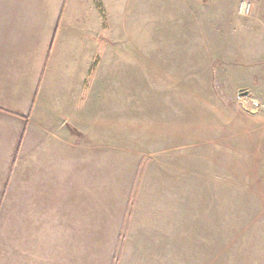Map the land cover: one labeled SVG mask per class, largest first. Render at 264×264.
Returning <instances> with one entry per match:
<instances>
[{"label": "rangeland", "instance_id": "1", "mask_svg": "<svg viewBox=\"0 0 264 264\" xmlns=\"http://www.w3.org/2000/svg\"><path fill=\"white\" fill-rule=\"evenodd\" d=\"M242 1L254 6L250 18L238 13ZM30 9L14 5L10 10H1L5 21L0 28V47L30 43L32 54L23 65L25 70L39 71L37 90L24 106L29 108L27 111L10 107L22 100L18 95L10 97L8 105L0 101L1 113L28 119L15 126L0 118V160L10 150L9 170L17 167L24 173L19 178L13 173L6 177V189L12 186L13 191L20 183L23 201L24 185L51 187L48 202L56 204V209L85 204L87 193L90 197L99 195L104 225L90 226L89 232L108 235L105 239L112 241L104 242L106 246L120 237L113 264H127L121 250L138 251L139 239L148 240V230L157 228L163 233L153 237L158 241L154 249L162 252L153 257L154 264H203L199 256L203 246H194L187 217L186 240L178 243V189L180 193L183 176L188 201L194 191L193 174L205 170L197 162L209 155V142L217 139L218 148L225 144L226 130H214L216 124L230 123L239 128L258 117L251 115L252 110L264 115V0H122L119 16L109 20L115 42L106 41L105 95L95 107L90 104L84 114L88 126L83 129L87 137L79 142L82 149L74 150L78 140L69 137L72 149L67 147L64 154L61 147L46 140L28 143L25 139L31 138L34 131V124L29 123L33 119L31 106L40 108L39 112L34 110L36 121L44 126L47 114L56 123L67 116L65 111L58 112L65 104L57 95V85L52 84L54 72H49V65L53 67V60L58 61L61 55L64 60L69 46L63 47L58 43L60 36L50 33L49 18L34 17L36 13ZM14 20L19 22L17 27L11 26ZM37 22L41 28L34 30ZM69 51L74 53L75 48ZM4 52L1 49L0 55ZM10 56L15 52L11 51ZM0 60L4 59L0 56ZM62 63L55 68L62 73L60 78L70 77L69 60L65 58ZM20 95L25 97L27 92ZM240 133L238 129L231 133L234 145L241 144L240 137L236 138ZM36 147L41 152L37 151L34 160ZM99 162H104V175L101 169V177L97 176L96 169L92 176L95 182L89 181L90 165ZM40 163L47 175L42 180L38 172L34 173V166ZM2 168L0 162V171ZM78 182L83 183L82 187L74 185ZM74 187L80 189V195L74 194ZM152 188L160 193V206L163 204L167 210L162 214L166 220L162 227L159 219L146 224L145 216L157 197L150 194ZM89 196L88 214L90 221H95L96 205L92 207L94 201ZM8 212L15 216V210L0 207V218L7 217ZM58 219L63 223L75 221L85 233L84 219ZM77 240H73V250L84 254L87 244Z\"/></svg>", "mask_w": 264, "mask_h": 264}, {"label": "crops", "instance_id": "2", "mask_svg": "<svg viewBox=\"0 0 264 264\" xmlns=\"http://www.w3.org/2000/svg\"><path fill=\"white\" fill-rule=\"evenodd\" d=\"M1 1L6 3L0 2V28L4 26L5 21L1 10L5 11V8L10 10L14 5L22 10L29 7L31 12L36 13L34 17L50 19V33L60 36L58 43L65 48L69 46V50L75 48L74 53L69 50L65 52V58L69 60L70 65V77L60 78L62 73L55 69L65 61V58L64 60L61 58L62 55L58 57L61 63L58 64L55 58L56 60H53L55 65L53 67L50 66L51 63L49 65V72L51 70L54 72L52 84L57 85V95L65 104V108L59 107L58 112L65 111L64 115L67 116L60 123H56L47 114L44 126L40 120L39 123L36 121L34 110L39 112L40 108L31 106L33 119L29 123L34 124V131L31 138L25 137L26 141L42 143L46 140L49 144L61 147L63 149L61 154H64L67 147L72 149V141L68 139L74 136V139L78 140L74 150L82 149L79 142L87 137L83 129H87L88 126V122L84 121V114L89 111L90 104L95 107L97 105L95 102L100 97L102 101L105 95L106 41L115 42L114 27L109 25V20L119 16L122 11V0ZM13 17L18 18L15 15ZM18 24L16 20L11 22V26L14 27ZM36 24L34 30H37L38 26L41 28L38 22ZM29 44L0 47V50H6V53L0 55L4 59L0 60L1 104L8 105L7 100L13 95H18L22 99L15 107L9 105L11 108L22 107L20 109L23 110L26 101L33 97L38 87V69L25 70L23 65L26 57L32 54L30 51L32 49L28 48ZM11 51L15 52V56H10ZM23 92H27L25 97L20 95ZM58 112L53 114L58 116ZM251 115L258 117L252 122L240 125L239 128L233 127L235 125L230 123L215 125L214 130H226L225 144H221V148H218L217 139L212 140L213 143L209 142V155L197 162L201 167L205 166V170L193 174L194 191L188 201L185 200L184 177L181 178L182 191L180 190L179 193L178 189L177 202L178 243L180 240L184 242L186 240V228L189 229L185 225L187 217L188 226L192 227L190 231L194 246L195 243L198 248L203 246V251L199 254L200 258L203 257V264H264V115H260L255 109L251 111ZM0 118L15 126L19 123L23 125L25 120L23 117H20L22 118L20 120L15 115L8 116L1 112ZM25 121L28 122V119ZM235 129L241 131L236 137L237 139L240 137L239 145L233 144L234 136H231V133ZM14 138L15 134L12 136L13 140ZM48 149L50 153L52 150ZM37 151L40 154V148L33 151L34 160ZM5 156V159L0 160L3 163L0 171V194H4L0 197L2 200L0 207L2 210H15L16 213L14 216L8 212L7 217L0 218V264H113L120 249V237L117 236L114 244L106 246L104 242L112 241L105 239L108 235L89 232L90 226L104 225L102 219L104 208L100 207L103 203L99 201V195L96 198L90 197L87 193L85 204L79 206L73 203L71 208L56 209V204L48 202L52 198L51 187L24 185V200L21 201L20 183H16L17 187L13 191L12 186L7 185L8 189H6L5 183L12 173L18 178L24 175L23 170L17 167L9 170L7 164L12 156L10 150L5 151ZM104 162L90 165L92 173L88 178L89 181L94 180L92 176L96 169L97 176L101 177V169L104 175ZM114 163H117L115 159ZM34 167V173L38 172L36 174H39L41 180L44 176L47 177L43 163ZM51 174H48V178ZM132 180L134 181V176ZM74 185L82 187L83 183L78 182ZM101 185L103 186V182ZM76 188L78 187H74V194L80 195V189L76 191ZM152 189L150 194H155L157 197L153 198V206L148 216H145L148 218L146 224L159 219L158 222L162 227L166 224L162 214L165 215L167 210L163 208V204L160 206V193L155 188ZM88 196L94 201L91 202L92 207L96 205L95 221H90L88 214ZM58 218L84 219L85 233L75 221L70 223L71 220L70 222L65 220L63 223ZM148 231L149 239H139L138 251L125 253L124 251L130 250L126 248L124 251L121 250V255L128 260L127 264L133 263L134 260L135 264H154L153 257L158 255V252H162L154 249L158 247V241L153 238L158 236L157 232L163 233L162 229ZM166 233L168 234L167 231ZM152 238L153 240L149 241ZM75 239H78V242L85 241L87 244L84 254L79 249L73 250L72 243Z\"/></svg>", "mask_w": 264, "mask_h": 264}, {"label": "built area", "instance_id": "3", "mask_svg": "<svg viewBox=\"0 0 264 264\" xmlns=\"http://www.w3.org/2000/svg\"><path fill=\"white\" fill-rule=\"evenodd\" d=\"M238 13L244 18H250L254 13V6L247 1H242L239 5Z\"/></svg>", "mask_w": 264, "mask_h": 264}]
</instances>
